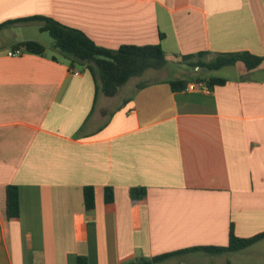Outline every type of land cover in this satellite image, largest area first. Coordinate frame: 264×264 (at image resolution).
Here are the masks:
<instances>
[{
	"label": "crops",
	"instance_id": "0c3cea01",
	"mask_svg": "<svg viewBox=\"0 0 264 264\" xmlns=\"http://www.w3.org/2000/svg\"><path fill=\"white\" fill-rule=\"evenodd\" d=\"M34 16L78 29L106 49L159 45L168 63L159 70L164 77L124 94L131 78L107 97L88 68L70 70L52 48L8 56L15 45L39 40L5 42L0 264H77L78 257L143 264L138 260L226 247L231 228L239 239L264 233V59L250 72L241 63L225 67L232 77L177 70L187 66L181 57L199 52L264 58V0H0V24ZM11 27L39 30L37 23ZM209 77L225 83L208 94L169 85ZM8 185L18 188L19 217L12 220ZM85 187L94 189L90 211ZM132 188L144 189V198L133 201ZM261 249L264 238L237 252L193 250L147 264L197 253L226 260Z\"/></svg>",
	"mask_w": 264,
	"mask_h": 264
},
{
	"label": "trees",
	"instance_id": "16d2710c",
	"mask_svg": "<svg viewBox=\"0 0 264 264\" xmlns=\"http://www.w3.org/2000/svg\"><path fill=\"white\" fill-rule=\"evenodd\" d=\"M37 23L39 30L47 32L53 41L52 49L63 59L68 61L70 70L77 67L88 68L96 79L99 91L107 97L117 94L119 88L124 86L131 78L140 77L148 70L159 71L166 67L168 60L159 45H122L115 50L97 46L82 31L64 26L57 21L41 16L27 17L10 20L0 24V30L15 24ZM23 52L44 55L45 48L33 41H25L13 47ZM209 56V57H208ZM52 59L55 60L54 57ZM263 57L255 56L247 52L228 53L210 55L207 52H199L194 55L181 57V63L191 68L204 69L206 71H216L225 67H230L236 63H241L247 72L258 68ZM204 81L210 88L225 83V79L209 77L206 79H196ZM187 82L181 79H172L169 85L172 91H183ZM146 192L142 188H132L129 196L133 201L144 198ZM84 207L87 211L94 208V189L92 187L83 188ZM104 201L106 204L112 203L113 192L110 187L104 190ZM6 216L8 220L19 217V197L18 188L15 185H8L5 193ZM264 238V233L249 239H239L234 236L232 228L229 231V240L226 247H198L166 253L155 257L152 261L138 260L143 264L164 261L172 256L183 254L193 250H201L209 254H220L223 252H237L249 247ZM137 260L128 264H135ZM77 264H87L84 257L77 258Z\"/></svg>",
	"mask_w": 264,
	"mask_h": 264
},
{
	"label": "rangeland",
	"instance_id": "374dc122",
	"mask_svg": "<svg viewBox=\"0 0 264 264\" xmlns=\"http://www.w3.org/2000/svg\"><path fill=\"white\" fill-rule=\"evenodd\" d=\"M19 34L20 32L19 30H17V28H6L2 33H0V49L7 46L5 42L9 41L10 39L21 40L22 38H29L39 40L40 44L44 46L45 50L48 53L51 52L53 41L47 32H42L35 28L33 30L24 31L20 35ZM179 67L180 68H177V70L179 71H192V68L190 66H184L183 64H180ZM79 69H81V67H79ZM210 73L211 75L217 77L234 76V72L230 68H223L218 71H211ZM165 75V71L148 70L144 72V74H142L140 77L131 79L129 81L130 86H127L124 94L130 93V88H133V86L138 83H143L152 79H158L164 77ZM227 262H230V264H264V249L256 250L255 252H244L241 254H236L226 260L221 258L216 259L209 255L197 253L189 256L188 261L182 258H174L166 261L163 264H226Z\"/></svg>",
	"mask_w": 264,
	"mask_h": 264
},
{
	"label": "built area",
	"instance_id": "2783aa9c",
	"mask_svg": "<svg viewBox=\"0 0 264 264\" xmlns=\"http://www.w3.org/2000/svg\"><path fill=\"white\" fill-rule=\"evenodd\" d=\"M22 50H13L8 52L9 57H18L22 55ZM197 71L198 68H195ZM185 91L189 92H199V93H205L208 94L211 92V88L207 85L206 82L200 81V80H193L190 82H187L186 87L184 89Z\"/></svg>",
	"mask_w": 264,
	"mask_h": 264
}]
</instances>
